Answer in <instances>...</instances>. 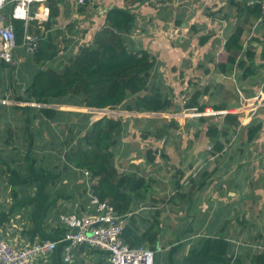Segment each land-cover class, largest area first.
Masks as SVG:
<instances>
[{
  "label": "trees",
  "instance_id": "trees-1",
  "mask_svg": "<svg viewBox=\"0 0 264 264\" xmlns=\"http://www.w3.org/2000/svg\"><path fill=\"white\" fill-rule=\"evenodd\" d=\"M7 1L8 4L3 14L14 27L17 45H21L24 23L9 18L15 2L14 0ZM90 1L87 0L83 5L78 6L82 10L83 6ZM261 1L263 0H257L252 5L248 3L239 5V3L230 1L231 5L237 7L239 13L244 14V19L225 40L223 45L225 60L215 63L219 73L228 75L237 70L238 79L244 81L254 77L257 70L262 67L256 64V49L253 46L244 49L240 43L245 25L256 24L257 19L263 17V22L259 27H264ZM46 5L49 8V14L47 21L40 26V28L43 27L40 34L41 41L39 39L40 44L33 55L34 64H39L40 68H36L30 84L22 91L25 98L17 96L14 98L16 101L51 104L69 98L76 100L73 106L80 105L92 109H112L121 106L126 110L137 112H167L174 107L172 99L150 83L152 71L157 63L155 56L142 46H135L129 41L135 29L136 14L133 11L125 8H109L105 13L104 24L94 33L91 42L78 44L79 47L75 53L70 48L68 56H62V59L57 60L61 50L54 44L51 30L59 15L58 2L57 0H46ZM30 24H35V22L31 21ZM37 31L40 33V30ZM211 37V33L200 36L198 44L204 46ZM252 40L257 43L264 42V32L261 40ZM46 62L47 65L44 67ZM53 62H56L55 66L52 65ZM4 86V80L0 78L1 92L5 91ZM196 95L197 98L195 99L194 95L192 101L185 107L202 111L205 105H198L197 99L200 94ZM213 108L223 110L226 107L220 104L214 105ZM29 109L30 107L26 106L25 111ZM38 110L40 114L48 118L54 114L53 109ZM87 114L78 113L77 135L80 138L76 145L70 147L67 139L62 143L65 148H62V153L57 160L56 171L58 173L39 165L29 153L24 155L23 159L26 167H18V170L10 168L11 164L15 163V159L12 158L10 162L3 161L9 176L7 181L2 180L1 183L5 182L9 185L14 199L18 196V188H21L19 190L21 192L25 190V196L18 199L16 208L29 206V216L33 226L27 234L31 241L35 238L52 239L56 233H53L54 230L51 227L48 229L50 224L46 226V221L57 200L62 196L56 195L49 199L47 189L49 190V187L64 172H70L73 175L75 184L82 180L75 186L80 194L79 211H77L80 213L77 214L86 212L89 196H95L107 201L119 215H125L132 210L131 207L134 204L143 201L150 193L152 179L119 173L114 166L113 148L118 144L124 130L122 121L110 116L91 121V115ZM221 126L225 131L224 136H227L232 129L236 131L240 126L238 115L234 113L223 115ZM256 128L254 124L245 127L248 134ZM207 135L210 138L216 137L209 131ZM211 149H213V154H221L224 150V142L216 139ZM152 160L153 158L149 157L147 162L151 163ZM202 177L203 179L209 178L211 174L204 172ZM198 183L199 188L207 184L204 180ZM63 197L68 202L72 200V195ZM71 204H74V201ZM159 216L160 211L156 210L150 228L159 225L157 221ZM245 223L246 221H239V224L244 225ZM121 238L131 248L141 245L154 248L158 241L157 235L149 230L140 232L136 224L130 223L124 225ZM261 238V236L257 237V239ZM177 246L180 244L175 247ZM175 247L171 249L172 252L176 249ZM234 251L235 245L223 233L207 234L189 249L183 264H229ZM239 255L240 251L236 264H242ZM172 260L169 256L167 264H172ZM58 264H61L60 258ZM95 264L101 263L98 261ZM251 264H264V249L251 258Z\"/></svg>",
  "mask_w": 264,
  "mask_h": 264
},
{
  "label": "rangeland",
  "instance_id": "rangeland-1",
  "mask_svg": "<svg viewBox=\"0 0 264 264\" xmlns=\"http://www.w3.org/2000/svg\"><path fill=\"white\" fill-rule=\"evenodd\" d=\"M149 3H152L153 5H157V3H154L153 1L157 0H146ZM165 0H159V3L164 2ZM171 1H177L179 3V7L182 5L187 4L189 6L192 5V3H198L197 5L199 6L200 3L203 0H169ZM182 1V2H181ZM219 1V0H218ZM226 2V0H220ZM227 5L224 6L223 8H219L217 10H211L213 7H216L217 4L214 2L212 3L211 7L204 6L200 7V13L201 15H208L211 17H215L221 20H228V23L232 21L233 23V29L236 28L237 25H240L244 19V14L239 13L237 7L235 5H231L230 1L232 3H236L232 0H227ZM91 5L88 3L86 7H83L84 16L79 19H75L73 22L70 21L69 24H65V28L63 32H60L59 34L56 35V38L58 41H61L63 45L59 46L58 42V49L63 51L64 49V54L63 56H68L70 50H73V53L76 52L78 46V43L76 42L77 40H74L73 38L67 39L66 36L69 37H75L78 40L81 37L82 34H80L78 31L82 32L83 35L87 31H91L95 29L97 31L102 27L104 24V21L99 23L95 26V22H91L90 19H100L101 20V13H98L97 10V4L95 1H91ZM127 3L129 5H133L135 3V0H128ZM206 5H209L207 3ZM240 5V4H239ZM183 9V8H182ZM181 9V10H182ZM89 10V12H87ZM220 10V11H219ZM187 11H184V15H186ZM195 14L192 15L191 19ZM137 19V15H136ZM231 20V21H230ZM138 20L135 21V29L137 30L139 28V23H137ZM31 23V22H30ZM29 23V32H33L35 34L38 33V26L37 25H30ZM145 25V23H142L140 27L142 28ZM197 25V24H196ZM199 25H201V29L199 30L198 36H193L191 34V39L194 40L188 41L186 44V50H184V55L186 58H183V64L185 65L187 71L186 73H182L179 75V72L177 73V70H179L182 66L174 64L173 67L169 66V69H173L172 73L176 74H171L169 73L170 78L177 79V83H183L184 81H188V89L186 91L181 92L182 88H177L175 89L174 87H169L168 85L164 86L165 88L162 87V90L167 92L166 87H169L170 93L172 94V97L177 98L176 104L172 109H169L167 112L171 111H177L176 108L179 110H182L187 104L186 102L188 101L189 96L193 98L195 95V99L197 98L196 94L199 93V97L197 99L198 105H204L202 103H205V106L207 107H213L214 105H220L223 104L228 107V109L232 110L234 107L237 110V112L234 111H229V113H237V115L240 117V121L246 123L247 118L250 119L253 117L257 116V119L259 121L264 122V42L257 43L254 42L252 39H259L261 40L263 32H264V27H259L257 26L254 31H252V27H255L256 25L250 24V25H245V34H243L240 43L242 44L243 48L245 49L246 47L253 46L254 49H256L257 53V58H256V64L257 66H261L259 70H257V73L255 74L254 77L248 78L244 81H241L238 79V77H220L218 72L216 74L210 73L211 70L210 68H213V64L216 62L224 61L225 60V52L223 49V43H222V33H220L219 30V25L214 24L213 27L209 29V27L204 23V22H199ZM222 25V24H221ZM98 28V29H96ZM39 29L42 31V28L39 27ZM134 29V31H135ZM134 33V32H133ZM133 33L131 34L130 37V42L133 43L135 46H139V43H137L136 39L133 37ZM207 33H212L213 36L211 40L208 42L207 45H205L207 48L205 52H202L199 54V58L197 59V62H195L192 59L193 56V51L191 49V46H193L196 49H199L198 47V40L199 37L202 35H205ZM190 34V32H189ZM230 32L226 35V38ZM69 41V43H68ZM177 47V46H175ZM71 48V49H70ZM62 55V54H61ZM22 62L18 63L19 65H13L11 70H9L8 74L3 75V79H7V82L10 84L11 88V97L15 98L17 96H21L22 98H25V95L22 93L24 89L22 87L26 88L33 77V74L36 71V64H34V60L32 59L31 55L29 54H24L22 55ZM199 65V66H198ZM200 67L198 70L197 68ZM205 70H208L209 73L206 74ZM205 74H204V73ZM200 76L201 78H198ZM229 76V75H226ZM169 81V80H168ZM241 82V83H240ZM207 83L208 87L210 88V96L207 98L203 96L201 90L203 89V86ZM13 87V88H12ZM161 90V89H160ZM200 90V91H199ZM213 91H218L217 93H214ZM209 92V93H210ZM184 93L181 97L180 94ZM254 95L256 96L254 99L247 100V97L249 95ZM262 94V95H261ZM263 96V97H262ZM188 97V98H187ZM262 97V98H261ZM190 99V98H189ZM63 100V99H62ZM78 104H80L79 100H77ZM186 103V104H185ZM33 103H30L32 105ZM236 104V105H234ZM10 109L12 112H10V120L12 122L21 120L23 121V118L21 116V113L19 112H13L16 108L15 105L12 102L8 103ZM234 105V106H233ZM64 106V105H63ZM66 106L65 109L69 111H74L77 114L83 113L84 112L83 107L80 105H70ZM33 107V106H31ZM21 108V107H20ZM66 111V110H64ZM255 112V114L253 113ZM91 115V121L96 120V117L93 114H87ZM28 116V114H26ZM35 115H32L34 117ZM31 119V118H30ZM131 119V118H128ZM196 119V118H193ZM210 120L213 121V123H210L209 127H207V132L209 131L210 134H214L216 136V139L219 138V140L223 141L225 144V147L228 149V151L224 154H213V149H205L204 152H201L199 155V159L203 158V155H205L204 160L207 162V166L204 168H199L193 172H195L194 175L193 172L190 174L186 175V180H194L196 183L200 182L201 180H204L207 183V180L210 178H205L203 179L202 174L208 169L215 168L214 173H217V177H215V180L218 179V181L213 185L211 189L217 190L221 193V197L218 196V200L216 201L217 207H227L231 206L233 207V210L230 214H223L220 215L219 211H211L209 210H204V212H201L200 214V220L201 224L205 227L206 231H210L208 234H213L215 232L223 233L226 235L231 243L235 245V251L233 255H236V257H233L234 259H238V254L240 251L239 258L242 262V264H251V258L259 251H262L264 249V202L261 201V197H264V125H258L256 130L250 132V134L247 133L246 129L245 130H231V136L228 141L231 142V145L227 144L224 139V135L219 134V129L221 128L222 125V120L223 117H211L209 118ZM190 120H185V122H181L182 126H177L175 127L171 123L170 120L167 119H152L153 122L151 124L158 123V127L163 126V131L166 132L167 139L166 141L171 143L173 147H200L204 146L207 142H210L208 147L212 148L214 145V139L210 138L208 135L207 139L205 136L203 137H194L195 133H198L199 135V130L198 128H204V126L201 123L190 125ZM209 123V122H208ZM175 124V123H174ZM255 124V122H253ZM17 126V123H15ZM24 125L27 128H30V125H28L26 122L20 126ZM246 125V124H245ZM243 126V125H242ZM18 127V126H17ZM188 128V133H184V128ZM244 127V126H243ZM15 127L12 125V129ZM179 128H182L179 130ZM60 138L55 141L52 138H49V141L52 142V145L48 147L47 145H39L33 143L31 147H29L27 143L28 139H25L23 143H20L19 139L16 138V148H10L8 152H5L2 157L0 155V197L2 198V204L0 206V209L3 210L5 207H8L9 205L6 204L7 202L5 200L10 199V209L8 214H5L6 218H12L14 222H16V231L20 232V234H26L27 232L30 231V216L27 215L29 214V206L28 207H18L17 201L19 198H22L25 196V190L19 191L21 188H18V196L16 199L13 198L10 192L9 185H7L5 182L1 183L2 180L8 179L9 173L7 172V167L4 166L5 162H10L11 159H15V163L11 164L10 168L11 169H16L18 170L20 168L26 167V163L24 162V155L27 153L30 154V156L34 157L39 165H43L44 167H48L54 171V173H58L56 171V168L58 167V162L57 160L59 159V156L62 153V148H65V146L62 144L63 141L65 140V136H69L65 130L60 126ZM206 129V127H205ZM15 134H19V130H14ZM191 131V132H190ZM198 131V132H197ZM202 130H200L201 132ZM136 136H140L137 141H134V145H138L137 148L139 149L140 153L136 157H144V153H146V147L147 145L152 146L155 149H160L158 148V145H161V143H156L152 139L148 140L147 142L143 141V134H146V131L141 130L139 127L135 130ZM73 134V131H72ZM186 135V136H185ZM77 140H79V136L76 134ZM135 137V136H134ZM133 137V138H134ZM132 138V139H133ZM142 138V139H141ZM159 138V137H158ZM8 140V138H6ZM40 139H37L39 141ZM144 143L143 148H140L139 144ZM231 147H237L238 152H234V149ZM67 148V147H66ZM143 149V150H142ZM151 153V157L153 158L152 162L147 164L146 170L153 169L154 172H149L144 173L146 176L149 177V174L151 175L152 179V191L155 194H160L157 191V185L159 183L165 185L164 188V193H162V196H172L173 197V191L171 190V179H177L178 173L174 172V170H177V168L172 165L171 163V170L167 171L166 166L169 163V161H165L163 156H160L157 153H154L155 150ZM242 150H245L244 153ZM198 154L195 155V157ZM220 155V156H219ZM185 156V154H184ZM214 156V157H213ZM181 155L178 154L176 155V158H174L175 162L178 164L177 160H180ZM255 157H262L261 163H263V169H256V166L258 165L257 161L251 160L254 159ZM145 158V157H144ZM259 159V158H258ZM146 160V159H145ZM144 162H147L145 161ZM196 161V160H195ZM193 162V158L190 162L191 167L196 162ZM201 161V159H200ZM199 161V163H201ZM120 162V160H118ZM41 163V164H40ZM148 163V162H147ZM194 163V164H193ZM157 167H163L161 170H158L159 168ZM188 167L186 166V169ZM256 169V173H255ZM153 173V174H152ZM181 175H184L182 172ZM147 178V177H146ZM145 178V179H146ZM82 180H80L81 182ZM247 181H250L251 186L249 187L247 184ZM157 182V183H156ZM220 182V184H218ZM156 183V184H155ZM190 183V182H188ZM240 184L239 189H237V186ZM75 181H73V175L70 172L63 173L62 175L59 176L55 180V183L52 184L49 187V190L47 189L49 193V199H52L56 195H60L62 197H59L57 200L55 206L52 208L50 211L47 220L49 222L52 221V218L56 216V214L59 212V205H64L66 199L63 196L66 195H76V186ZM21 187V186H19ZM185 187H188L187 184ZM23 188V187H22ZM203 192L201 193L200 196L202 200V206L210 201L212 198L211 196H208L210 194V189H208L207 184L202 187ZM25 189V188H24ZM252 189V190H251ZM33 193H31L32 195ZM164 194V195H163ZM245 194L247 196H245ZM208 196V199L206 200V197ZM5 204V205H4ZM61 205V206H62ZM146 208L149 209L151 207V203L147 202L145 203ZM60 206V207H61ZM15 208V209H14ZM62 210H64L62 208ZM72 211H75V209H70ZM236 210V212H235ZM147 212L148 210H144ZM27 215V216H25ZM228 215V216H227ZM16 216V217H15ZM190 215H185L183 217H187ZM15 217V219H14ZM181 216H178L177 218L174 219V216L171 218L167 216L166 219L161 220L163 224L164 231H169L168 238L165 239L166 242H163L164 245L167 248V254L169 255V249L172 247L171 246V241L175 239L178 236H182L180 232L177 230L180 229L181 225L180 224H187L185 221V218ZM220 217V218H219ZM1 218V215H0ZM153 217H150L149 214L143 218L142 225H149L152 222ZM174 219V220H172ZM51 220V221H50ZM246 221L244 225L239 224V221ZM27 221V222H26ZM198 221V219H196ZM19 222H26L24 226L18 225ZM47 223V221H46ZM170 224L174 225L175 228H171ZM198 224V223H197ZM209 224V226H208ZM152 225V224H151ZM196 225V224H194ZM214 225V226H212ZM48 226V225H47ZM180 226V227H179ZM19 227V228H18ZM51 226H48V229H50ZM153 232H156L155 228L152 230ZM158 234V233H156ZM164 237L167 235V233L161 234ZM258 236H261V239H257ZM160 237V234L159 236ZM172 240H168V239ZM254 238V239H253ZM162 242V241H161ZM163 251L160 252L159 259L163 258ZM176 253L174 252L172 254V258L174 262L172 264H182L181 262L184 261L183 255H180L176 261L174 259ZM166 260V259H165ZM92 264V263H90Z\"/></svg>",
  "mask_w": 264,
  "mask_h": 264
},
{
  "label": "crops",
  "instance_id": "crops-1",
  "mask_svg": "<svg viewBox=\"0 0 264 264\" xmlns=\"http://www.w3.org/2000/svg\"><path fill=\"white\" fill-rule=\"evenodd\" d=\"M92 1V0H91ZM91 1L89 2V4L91 5ZM96 2L97 4V10L98 13H101V20L100 19H90L91 22H95V26L99 23V21L103 22L104 21V17H105V13L109 8H125L128 10L133 11L136 15H137V23H139V28L133 33V37L134 39H136L137 43H139V46H142V48L146 49L149 51V53H151L152 55L155 56L156 58V66L154 67L153 71H152V76L150 78V83L152 85H154L155 88H159L161 89L160 91L168 96V98L172 99L173 102V106H175L177 98L172 97L171 93H170V88L169 87H174L175 89L177 88H182L181 92L186 91L189 87H188V81H184L183 83H177V79L174 78H170L169 73L171 74H176V73H172L173 69H169L170 67H173L174 64H176L177 66L181 64V68L179 70H177V73L179 72V75L182 73H186L187 69L185 67V65L183 64V58L186 56L184 55V50H186V44L188 43V41H192L194 42V40L191 39V34L193 36H198L197 34H199V30L202 28L201 25H199V22H204L209 29L211 27H213V25L216 23L219 25V30L220 33H222V43L224 45L225 40L229 37V35L231 34V32L234 30L233 29V23L232 21L230 23H228V20H221L218 18H213L208 15H201L200 13V7L205 6H212V3L214 2L216 5V7H213V9L211 10H217L219 8H223L224 6L227 5V0L226 2H222V1H218V0H203L200 5L198 6V3H192L191 6L187 5L184 3V5H182L181 7H179V3L177 1H169V0H165L162 3H159V0L157 1H153L154 3H157V5H153L152 3H149L146 0H143L142 2H140V0H135V3L133 5H129L127 3L128 0H93ZM58 2V7H59V15L58 18L56 19V23L54 25V27L51 30V34L52 36H54V44L58 46V42H59V46L63 45V43L61 41H58L56 38V35L59 34L60 32L64 31L65 28V24H69L70 21H74L75 19H79L82 18V16H84V11L80 9V7L77 4V0H57ZM182 2V1H181ZM207 3H209V5H206ZM204 4V5H203ZM87 4L83 7H86ZM34 10H37L36 5L33 6ZM183 8V9H182ZM5 9V8H4ZM3 9V11H4ZM83 9V8H82ZM182 9V10H181ZM2 11V13H3ZM184 11L186 12V15H184ZM220 11V10H219ZM87 12H89V10H87ZM195 14V16L193 17V19H191L192 15ZM10 15V14H9ZM3 16L5 17V15L3 14ZM6 18V17H5ZM7 21V18L5 19ZM35 24H30V25H37L38 26V30L39 27L42 25V23L34 21ZM142 23H145V25L141 28L140 25ZM197 24V25H196ZM222 24V25H221ZM257 26L252 27V31H254L256 29ZM43 29V27H41ZM98 29V28H96ZM60 31V32H59ZM80 34H82L79 40L77 38L73 37H69L66 36L67 39L69 38H73L74 40H77L76 42L78 44L80 43H90L92 40V37L94 35V33L96 32L95 29L91 30V31H87L86 33H83L78 31ZM190 32V34H189ZM230 32V34L228 35V37L226 38V35ZM246 31H244L245 34ZM41 30L39 35V39L41 41ZM212 34V33H211ZM213 36V34H212ZM56 38V39H55ZM212 38V37H211ZM211 38L209 39V41L211 40ZM208 41V42H209ZM208 42L205 44L207 45ZM38 44L39 41H38ZM200 46L198 44V48L196 49L193 46H191V49L193 51V56L192 59L197 62V59L199 58V54L202 52H205L206 50V46ZM38 46V45H37ZM177 46V47H175ZM60 53L58 54V59H62V56L64 54V51H59ZM24 54H29L31 55L32 59H33V55L34 53H28L26 51V49L22 46V45H17V48L14 49L12 51V61L9 64H5V63H0V78L3 77V75L8 74L9 70H11L13 65H19L18 63L22 62V55ZM62 54V55H61ZM57 62V61H56ZM56 62H53V66L56 65ZM47 65V62L44 63V67ZM52 66V67H53ZM199 66V65H198ZM37 68H40L39 64H36ZM213 68H210L211 72L213 74H216L218 72L220 77H237V70H234V72L232 74H228L229 76L223 75L221 73H219V71L217 70V68L215 67V63L213 64ZM200 67L197 68V70ZM204 73V72H203ZM205 73L208 74L209 71L205 70ZM204 73V74H205ZM198 78H201L200 76H198ZM250 79V78H249ZM4 80V92H1L2 90H0V99H5L7 100L9 103L13 101L15 105V110L13 112H19L21 113V116L23 118V121L18 120V121H14L12 122L10 120V112L11 109L9 107V105H3L0 104V155L2 157V155L5 152H8V150L10 148H16V138L19 139L20 143H23L25 141V139L27 140V143L30 147L33 145V143L39 145V143H41V145H47L48 147H50L52 145V142L49 141V138L54 139L55 141H57V139L60 138L59 132H60V126L63 128V130H65V132L69 135V136H65V140L67 139L70 142V147L72 145H76L77 143V130H78V114L74 111H69L67 109H65L66 106L71 107L70 105H73L76 100L74 99H69L66 98L64 100L61 101H55L51 104H49V106L52 105H56L59 108L54 109L51 107H44V108H49V109H53L54 110V114L52 117H46L42 114L39 113L38 108L36 107H30V109L28 111H25L24 107L27 103H25L24 101H16L13 97H11V88H10V84L7 82V79H3ZM169 80V81H168ZM241 83V82H240ZM168 85L169 87H166L167 92L162 90V87L165 88L164 86ZM208 84L205 83V85L203 86V89L201 90L202 94L204 97L207 96V98L210 96V94H212V92H210V86H207ZM13 88V87H12ZM22 89H25L24 87H22ZM207 90V92H206ZM200 91V90H199ZM210 92V93H209ZM214 93L218 94V91H213ZM182 95H184V93H181L179 97H181ZM262 95V94H261ZM211 97V96H210ZM256 96L254 95H249L247 97V100L250 99H254ZM263 97V96H262ZM261 97V98H262ZM188 98V97H187ZM190 98V99H189ZM188 101L186 103H189L192 101V97L189 96ZM185 103V104H186ZM201 104V103H198ZM205 105V103H202ZM64 105V106H63ZM223 105V104H221ZM236 105V104H234ZM233 105V106H234ZM225 106V105H224ZM231 105H229L228 107H230ZM21 107V108H20ZM226 107V106H225ZM225 108L223 110H227L228 109ZM206 108H211L213 110V107H207L205 106L204 109ZM120 109H124L123 107H120ZM188 108H184L182 110H179L178 108H176V112L175 111H171V112H138L136 115H127V116H120L119 119L122 121V123L124 124V130L119 138L118 144L113 148V163L114 166L116 167V169L118 170L119 173H124V174H134L137 176H142V177H147L151 178L150 174L149 177L146 176L144 173H147V171L149 172H154L153 169L150 170H146V166L147 159L149 157H151V153L154 151L155 148H153L150 145H147L146 147L143 148L144 143L139 144L140 148L145 149L146 148V153H144V157H136L140 151L137 148L138 145H134V141H137L138 138H140V136H136L135 130L139 127L141 130L146 131V134H143V141L147 142L148 140L152 139L153 141H155L156 143H161V145H158V151H155L154 153L159 154L160 156L164 157V160L169 161L170 164H168L166 166V170L170 171L171 170V163H173L172 165H174L177 170H174V172L178 173V177L177 179H171L170 185H171V190L173 191V197L172 196H162L161 194L164 193V188L165 185L159 183L157 185V191L160 194H155L153 193L152 190H150V193L146 195V198L141 201V202H137L136 204H134L131 208L132 210H130L129 212H127L125 215H120L121 219L123 220L124 225L127 223H130L132 225H137V228L139 229L140 232L144 231V230H149L150 232H152L153 234L157 235V237L160 234V237H158V241L157 243L159 245L162 246V251H163V258L159 259V255L160 252H157L155 254V264H167L168 261V257L171 256L172 258V254L175 252L177 256L174 257V259H179L178 257L180 255H183L184 259L189 251V249L195 244L197 243L201 238L206 237V235L210 232V231H206L205 227L203 226L204 223L201 224V220H200V214L201 212H204V210H209L211 211V213H213V211H219L220 215L223 214H230L233 210V207L231 206H227V207H217L216 201H220L218 200V196L221 197V193L217 190L211 189L213 187V185L218 181V179L215 180V177H217V173H214L215 168H211L208 169L209 171H205L208 172V174H211V177L207 180V186L208 189H210V194L208 196L212 195V198L210 199V201L206 204H204L202 206V200H201V193L203 192V188H199V183H196L194 180H186V175L190 174L191 172L195 171L196 168L197 170L199 168H204L207 166V162L203 161L204 160V156L203 158L199 159V155L201 152H204L205 149H209L210 147L206 146L208 145L210 142H207L204 146H200V147H173V145L171 143H169V141L167 142V135L166 132L163 131V126L158 127V123L155 124H151L152 119H167L170 120L171 123L174 122L175 124L173 126L178 127V126H182L181 122H185V120H190V125H194V124H198L201 123L204 128H198L199 130V135L198 133L194 134V137H203L205 136V138L207 139V127H209L210 123H213L212 120H210L209 118L211 117H203V116H192V117H180L177 116L179 112H182L183 110H186ZM194 109V108H192ZM203 109V110H204ZM66 110V111H64ZM202 110V111H203ZM222 110V109H221ZM230 110V109H228ZM236 110L235 107L230 110V111H234ZM169 111V110H168ZM190 112H192V110H188ZM253 113L255 114V112L253 111ZM26 114H28V116H26ZM237 114V113H235ZM32 115H35L34 117H32ZM176 116V117H174ZM219 117V116H216ZM223 117V116H221ZM31 118V119H30ZM131 118V119H128ZM196 118V119H193ZM238 120L240 122V126L237 127V129L240 130H245L244 128L249 125V124H253V122H255V126L258 127V125L263 124L264 122L259 121L256 117H253L250 119L247 118L246 123H244L242 121H240V117L238 116ZM28 122L27 124L30 125V128H27L25 125L20 126V124H24L25 122ZM209 122V123H208ZM15 123H17V126L15 125ZM223 123V120H222ZM178 126H177V125ZM246 124V125H245ZM12 125L15 127L14 129H12ZM244 127H243V126ZM206 127V129H205ZM19 130V134L16 135L14 132V130ZM182 128H179V130H181ZM236 129V130H237ZM184 133H188V128L185 127L184 129ZM200 130H202L200 132ZM73 131V134H72ZM191 132V131H190ZM198 132V131H197ZM224 129L221 128L219 129V134L218 136L224 134ZM231 132H229V134L227 136H223L225 139V142L229 145H231V142L228 141L230 139L231 136ZM135 136V137H134ZM186 136V135H185ZM134 137V138H133ZM159 137V138H158ZM6 138H8V140H6ZM133 138V139H132ZM31 139V140H30ZM37 139H40L39 141H37ZM142 139V138H141ZM214 140H216V137L213 138ZM217 140H219V138H217ZM215 143V141H214ZM234 149V152H238L237 147H231ZM142 149V150H143ZM211 149V148H210ZM229 149V148H228ZM228 149L225 147L224 144V154L228 151ZM212 150V149H211ZM243 153L245 150H242ZM222 152V153H223ZM264 152V150H263ZM221 153V154H222ZM180 154V160H177L178 164L174 161L176 158V155ZM185 154V156H184ZM198 154L196 157L195 155ZM218 154V153H217ZM220 156V155H219ZM214 157V156H213ZM193 158V162L195 161L196 163L193 165V167H191L190 162ZM259 158V159H258ZM262 157H255L254 159L251 158V160H255V161H259L256 166V169H263V163H261V159ZM118 160H120V162H118ZM264 159H262L263 161ZM199 161L201 163H199ZM186 166L188 167L186 169ZM159 168L158 170H161V168L163 169V167H157ZM256 169H255V173H256ZM196 170V171H197ZM184 173V175H181V173ZM153 174V173H152ZM195 172H193L192 175H194ZM153 182V180H152ZM190 182V183H188ZM80 183V180L77 182V185ZM157 183V182H156ZM155 183V184H156ZM187 184L188 187H185ZM220 184V182L218 183ZM249 187L251 186L250 181H247V184ZM152 186V183H151ZM240 184L237 186V189H239ZM152 189V187H151ZM252 190V189H251ZM164 195V194H163ZM208 196L206 197V200L208 199ZM245 196H247L245 194ZM9 206L5 207L3 210L0 209V233H1V237L9 244L11 245H15V246H19L21 242L24 241H31L29 236H28V232L26 234H20V232L16 231V222H14L12 220V218H6L5 214H8L11 206V202L10 199L5 200ZM74 201V204H71V202ZM261 201L264 202V197H261ZM80 202V194L79 192L76 193V195L72 196V200L69 202H65L64 205H59V212L56 214L55 218H52V221L49 222L47 220L46 226L48 225V223L50 224L51 228L54 230L53 233H55V235L57 233L62 232L63 230H56V226L58 224V217L61 214H66V213H80L77 212L79 211V207H78V203ZM150 202L152 205L149 209L146 208L145 203ZM221 202V201H220ZM5 205V204H4ZM73 206V208L75 209V211H72L70 209ZM61 206V207H60ZM88 206V204H87ZM86 206V209H87ZM62 208L64 210H62ZM144 210H148L147 212H145ZM156 210L160 211V216L157 218V221L159 223L158 226L154 227L156 232H153L152 230L154 228H150V224L149 225H142L143 222V218L145 216H147L149 214L150 217H153L154 212ZM236 212V210H235ZM30 214V213H29ZM29 214L27 213V215L29 216ZM190 215L187 217H183L185 215ZM25 215V216H27ZM167 216L169 217H173L174 219L177 218L178 216H181L183 218H185V221H187V224H180L181 227L179 230H177L178 232L181 233L182 236H178L175 239H168V240H172L171 242V248L169 249V255L167 254V248L163 242H166L165 239L168 238V234L169 231H164L163 228V224L162 221L163 219H166ZM228 216V215H227ZM16 217V216H15ZM14 217V219H15ZM220 218V217H219ZM32 224V219L29 218ZM172 219V220H174ZM196 219H198V221H196ZM27 222V221H26ZM26 222H19L18 225L20 226H24L26 224ZM153 222V220H152ZM151 222V223H152ZM198 223V224H197ZM196 224V225H194ZM33 225H30V230L32 229ZM171 228H175L174 225L170 224ZM209 226V224H208ZM214 226V225H212ZM19 228V227H18ZM158 233V234H156ZM167 233V235L164 237V239L162 238L164 234ZM54 235V236H55ZM162 241V242H161ZM177 244H180V246L175 247ZM175 247L176 249L174 250V252H172V248ZM82 259L81 257H79V260ZM166 259V260H165ZM173 259V258H172ZM172 262H174V260H172ZM184 261H182L181 263L183 264Z\"/></svg>",
  "mask_w": 264,
  "mask_h": 264
},
{
  "label": "built area",
  "instance_id": "built-area-1",
  "mask_svg": "<svg viewBox=\"0 0 264 264\" xmlns=\"http://www.w3.org/2000/svg\"><path fill=\"white\" fill-rule=\"evenodd\" d=\"M87 0H77L78 5H83ZM239 4L252 5L257 0H232ZM14 7L9 15L10 19L20 20L24 23L22 46L28 53H34L37 48L39 35L29 32V23L37 21L46 22L49 8L46 0H14ZM8 4L7 0H0V63L9 64L12 61V51L17 48L13 25L6 21L3 9ZM36 5L35 11L33 6ZM261 13L264 16V0L260 2ZM263 17L256 21L260 26ZM8 101L0 99V104L8 105ZM36 108L51 107L56 105L32 104ZM84 112L95 115L120 117L136 115L135 111H123L119 108L92 109L83 107ZM179 112L180 117H216L229 113L230 110H213L206 108L199 111L197 108ZM237 112V110H234ZM176 117V116H174ZM210 150V148H209ZM87 175V173H85ZM0 197V206L2 204ZM124 223L120 215L107 201L89 196L86 212L82 214L66 213L58 217L57 233L52 239L35 238L32 241L21 242L19 246L7 243L0 233V264H155V254L162 251L158 243L154 248L139 246L129 247L121 238ZM58 252V256H57ZM79 257L82 259L79 260ZM236 255L232 256L229 264H236Z\"/></svg>",
  "mask_w": 264,
  "mask_h": 264
},
{
  "label": "clouds",
  "instance_id": "clouds-1",
  "mask_svg": "<svg viewBox=\"0 0 264 264\" xmlns=\"http://www.w3.org/2000/svg\"><path fill=\"white\" fill-rule=\"evenodd\" d=\"M256 25V24H255ZM256 26H258V25H256ZM34 104V103H33ZM35 104H40V103H35ZM28 107V106H31L30 105V103H27L24 107ZM120 107L121 106H119V107H116V108H119L120 109ZM38 109H41V108H38ZM120 110H122V109H120ZM123 111H129V110H126V109H123ZM135 112H137V111H135ZM235 114V113H234ZM113 118H116V119H119V117H113ZM96 119H98V118H96Z\"/></svg>",
  "mask_w": 264,
  "mask_h": 264
},
{
  "label": "bare ground",
  "instance_id": "bare-ground-1",
  "mask_svg": "<svg viewBox=\"0 0 264 264\" xmlns=\"http://www.w3.org/2000/svg\"><path fill=\"white\" fill-rule=\"evenodd\" d=\"M254 239V238H253Z\"/></svg>",
  "mask_w": 264,
  "mask_h": 264
}]
</instances>
